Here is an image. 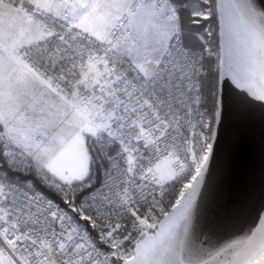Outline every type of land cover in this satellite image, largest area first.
Segmentation results:
<instances>
[{
	"label": "snow or ice",
	"instance_id": "obj_1",
	"mask_svg": "<svg viewBox=\"0 0 264 264\" xmlns=\"http://www.w3.org/2000/svg\"><path fill=\"white\" fill-rule=\"evenodd\" d=\"M0 264H264V0H0Z\"/></svg>",
	"mask_w": 264,
	"mask_h": 264
},
{
	"label": "water",
	"instance_id": "obj_2",
	"mask_svg": "<svg viewBox=\"0 0 264 264\" xmlns=\"http://www.w3.org/2000/svg\"><path fill=\"white\" fill-rule=\"evenodd\" d=\"M250 150H251L250 141L248 140L242 141L234 161L233 172H232L233 179L237 183H242L246 179Z\"/></svg>",
	"mask_w": 264,
	"mask_h": 264
}]
</instances>
